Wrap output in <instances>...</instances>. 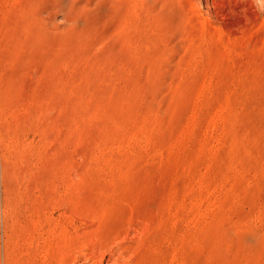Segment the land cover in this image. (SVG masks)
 <instances>
[{"label":"rangeland","instance_id":"1","mask_svg":"<svg viewBox=\"0 0 264 264\" xmlns=\"http://www.w3.org/2000/svg\"><path fill=\"white\" fill-rule=\"evenodd\" d=\"M0 264H264V0H0Z\"/></svg>","mask_w":264,"mask_h":264}]
</instances>
